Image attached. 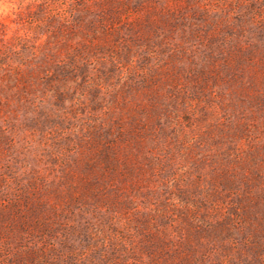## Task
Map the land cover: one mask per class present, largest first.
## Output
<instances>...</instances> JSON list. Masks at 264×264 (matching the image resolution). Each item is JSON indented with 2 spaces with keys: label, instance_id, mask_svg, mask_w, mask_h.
<instances>
[{
  "label": "rangeland",
  "instance_id": "rangeland-1",
  "mask_svg": "<svg viewBox=\"0 0 264 264\" xmlns=\"http://www.w3.org/2000/svg\"><path fill=\"white\" fill-rule=\"evenodd\" d=\"M0 264H264V0H0Z\"/></svg>",
  "mask_w": 264,
  "mask_h": 264
}]
</instances>
